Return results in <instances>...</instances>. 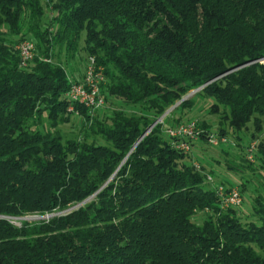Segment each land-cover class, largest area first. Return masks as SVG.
<instances>
[{
	"label": "trees",
	"instance_id": "trees-1",
	"mask_svg": "<svg viewBox=\"0 0 264 264\" xmlns=\"http://www.w3.org/2000/svg\"><path fill=\"white\" fill-rule=\"evenodd\" d=\"M78 54L108 110L68 99ZM199 99L217 121L186 151L167 129ZM209 133L236 143L219 172L194 162ZM0 264H264V0H0Z\"/></svg>",
	"mask_w": 264,
	"mask_h": 264
},
{
	"label": "built area",
	"instance_id": "built-area-1",
	"mask_svg": "<svg viewBox=\"0 0 264 264\" xmlns=\"http://www.w3.org/2000/svg\"><path fill=\"white\" fill-rule=\"evenodd\" d=\"M21 61L20 66L26 67L35 54V43L31 39H23L19 44ZM105 81V74L102 66H97L94 56L89 57V62L86 65L85 74L80 81H72L66 95L68 99L74 103H79L87 107L91 113L100 111L106 105V99L101 91V84ZM69 109L75 111L72 104ZM199 121L193 119L167 129L168 133L176 138V146L183 150H190V141H195L199 136ZM208 142L211 145L217 146L221 143L228 142L226 136H219L215 133L208 134ZM255 142L250 148L249 158L253 159L252 150ZM199 167V165H197ZM208 180L213 181L212 176L208 175ZM217 191L225 206L238 207L242 203V195L238 188L233 187L230 190H225L222 186L217 187Z\"/></svg>",
	"mask_w": 264,
	"mask_h": 264
},
{
	"label": "rangeland",
	"instance_id": "rangeland-1",
	"mask_svg": "<svg viewBox=\"0 0 264 264\" xmlns=\"http://www.w3.org/2000/svg\"><path fill=\"white\" fill-rule=\"evenodd\" d=\"M76 57H77V59L79 61V64L78 63H76V64L73 63L72 66H68L67 67L68 72L69 73L73 72L75 75L78 72H81L82 73V76H83V73H85V71H84L85 70V66L88 64V59L87 58L86 59H80L79 58L80 57V54H78ZM76 80L77 79H75V77H74L73 78V81H76ZM104 97H105V95H104ZM109 107H110V105H108V102L106 101V105H105V107H103L102 110H105V109L108 110ZM95 113L96 112H94L93 114H95ZM169 113L167 115H169ZM77 116L78 115L71 116V119H70L71 121L67 125H62L61 130H62V133L64 134L65 137H68V138H72V137H82V135L80 134L81 132H80L79 116L78 117ZM202 118H206L210 124H213V123L215 124L216 121H217L216 120L217 115L211 114L209 112V108H208V105H207V101L204 102L201 99H199L196 102L195 108H193L191 111H189L185 115L186 121H183V122L181 121L180 123H177L175 126H172V127L174 128L177 125H180L182 123H185V122H187V120L188 121L193 120V119L200 120ZM162 119L163 118H160L158 121H162ZM157 122L154 125H156ZM151 126L145 131L144 135L147 134L152 129L153 126L152 127ZM198 130H199V132H198L199 133V136L196 138V142H198L200 140L201 134L205 131V128H201L199 126ZM215 134H217V133H215ZM226 137L228 138V142L221 143V144L217 145L218 147L217 146L210 145V144L208 145V144H205V143H203L202 145L200 144L199 146H193L194 151L197 154V158H198V159H195L194 160V162L196 163V165H199L200 166V164H201L200 162H202V163H206L207 165L212 166L217 172L221 171L222 170V165L221 164L223 163V159H222L221 155H219V153H218L219 146L228 147V146L231 145V146L236 147V143H235L234 139L232 137H229V136H226ZM213 158H216L218 160H221L222 161L221 164L218 163V162H216V161H212ZM226 175H225L226 177H228V176L231 177V175L229 173H226ZM212 178H213V181L216 182L215 177L213 176ZM234 187L238 188L239 191H240V193L241 192L243 193V191L241 190V187H239L237 184ZM247 199H248V193H243L241 205H242V207L244 209L248 206ZM86 201H88V199L85 200L84 202H86ZM84 202H82L81 204H83ZM81 204L72 206L71 208L66 209V210L57 211V212L52 213V214L51 213H48V214H46L44 216L30 215V216H25V217H13V218H10V220H11V222L13 224H15L17 226H21L22 225V222H21L22 220L34 221V220H39V219H48V218L52 217L53 215H61L63 213H67L69 211H72V210L78 208L79 206H81Z\"/></svg>",
	"mask_w": 264,
	"mask_h": 264
},
{
	"label": "water",
	"instance_id": "water-1",
	"mask_svg": "<svg viewBox=\"0 0 264 264\" xmlns=\"http://www.w3.org/2000/svg\"><path fill=\"white\" fill-rule=\"evenodd\" d=\"M202 87H200V88H198V89H196L195 91H193V92H191L190 94H188V95H186L184 98H182L178 103H176L173 107H171L170 109H168L163 115H162V117L161 118H164L171 110H173L179 103H181L182 101H184L185 99H187V98H189V97H191L196 91H198V90H200ZM158 121V120H157ZM157 121H155L153 124H152V126L157 122ZM151 126V127H152ZM143 136H144V134H143ZM142 136V137H143ZM141 137V138H142ZM136 145V144H135Z\"/></svg>",
	"mask_w": 264,
	"mask_h": 264
},
{
	"label": "crops",
	"instance_id": "crops-1",
	"mask_svg": "<svg viewBox=\"0 0 264 264\" xmlns=\"http://www.w3.org/2000/svg\"><path fill=\"white\" fill-rule=\"evenodd\" d=\"M84 74V73H83ZM74 77H75V79H77V80H79V79H82V73L81 72H78L76 75L74 74Z\"/></svg>",
	"mask_w": 264,
	"mask_h": 264
}]
</instances>
